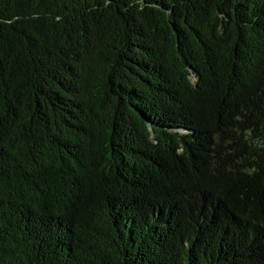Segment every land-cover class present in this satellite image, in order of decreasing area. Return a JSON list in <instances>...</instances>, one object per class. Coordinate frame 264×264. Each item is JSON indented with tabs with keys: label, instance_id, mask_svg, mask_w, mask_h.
Here are the masks:
<instances>
[{
	"label": "trees",
	"instance_id": "16d2710c",
	"mask_svg": "<svg viewBox=\"0 0 264 264\" xmlns=\"http://www.w3.org/2000/svg\"><path fill=\"white\" fill-rule=\"evenodd\" d=\"M0 264H264V0H0Z\"/></svg>",
	"mask_w": 264,
	"mask_h": 264
}]
</instances>
